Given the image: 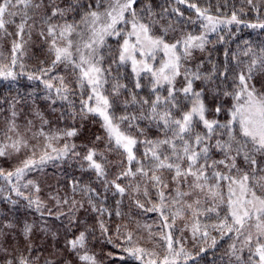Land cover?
<instances>
[{"label":"snow or ice","instance_id":"1","mask_svg":"<svg viewBox=\"0 0 264 264\" xmlns=\"http://www.w3.org/2000/svg\"><path fill=\"white\" fill-rule=\"evenodd\" d=\"M176 2L187 3L188 7L195 9L202 29L200 33L181 31L179 37L169 41L166 38L169 31L175 32L177 29L169 24L157 34L153 30L159 23L153 19L155 13L149 5L140 8L138 0H70L63 7L59 0H0V32L10 35L7 25L15 23L13 18L17 16L20 20L16 24V35L21 39L26 29L30 36L31 30L41 25L39 35L49 43L48 52L53 57L50 65L40 69L41 75L49 77L42 82L46 89L54 90L60 99L69 100L74 92L71 83L66 81L64 75L53 76L50 73L60 65L70 70L75 88L80 92L81 113L98 115L103 121L108 143L113 146L109 150H122V154L126 155L129 167L117 179L124 176L134 178L140 174L151 180L154 187L167 188L168 185L162 179L163 170L174 172L172 179L179 184L182 178L188 191L177 188V199L173 202L195 194L197 198L186 203V207L193 210L194 215L202 214L194 206L201 204L199 195L203 194L213 201L212 207L204 211L217 212L219 217L217 210L226 208L227 214L219 219L218 224L212 225L213 229L221 232V236L232 233L235 241H239V247L236 242L230 246L237 264H264V166L257 159L258 156L264 157V92L258 91L251 83L255 73H264V48L260 49L259 55L253 53L243 69L239 68L238 63L235 73L230 70L227 59L223 69L213 64L210 72L201 71L203 65L187 67L194 53L203 52L210 43L209 34L217 32L222 24H239L241 21L236 13L230 19H220L210 14L207 8L201 9L189 0ZM248 3L252 5L253 0H248ZM173 11L183 16L179 9ZM70 14L75 15L69 19ZM248 26L264 29V23ZM109 38L118 41L114 55L108 44ZM219 39L223 41L224 38L221 36ZM22 48L21 42L13 43V67L17 64V53L23 55ZM252 52L249 47L243 55L248 56ZM106 55L113 56L107 66L104 63ZM113 64L117 70L130 66L135 91L122 82L119 71L113 75ZM20 67L23 68V65ZM15 75L8 65H0V77L15 78ZM28 78L41 79V76L28 74ZM178 78H182L180 86H177ZM142 79L148 80L147 97L139 92L144 87ZM230 79L233 82L232 90L224 86ZM198 81L202 82L199 89L196 88ZM209 82L217 84L219 89V94L214 97L219 103L214 109L208 108L205 103ZM125 91L128 98L120 101L124 113L117 116L113 110L114 103ZM212 91L216 92L217 89ZM222 97H231V105L227 106ZM209 112H214L215 117L223 114L227 119H209ZM139 122H147L149 128L155 126L160 137L140 140L139 136L145 135V128ZM133 129L135 131H130ZM10 130L14 131L15 127ZM64 135L72 137L76 131H67ZM18 143L11 146L19 150ZM138 143L145 145L144 156L149 162L147 166L138 161L134 152ZM46 148L56 155L45 151L39 160H25L23 167H18L15 172L5 175L0 170V176L9 182L15 176L19 182L37 164L67 156L71 150L68 144L58 150L48 143ZM71 148H75V145ZM213 148L222 154V158L212 159L210 151ZM3 155L5 149L0 148V156ZM96 156L97 151L89 149L84 160L97 176L106 177L105 166L95 159ZM133 161L139 164L135 171L131 168ZM239 161L243 162V166ZM188 177H192L191 183H188ZM115 187L117 192L124 194V187L119 184H115ZM36 190L39 191L38 188ZM14 191L18 196H24L18 187H14ZM144 194L147 196V191ZM24 198L28 199L26 196ZM159 202L160 207L165 206L163 191H159ZM29 203L35 204L37 210L41 207L39 200H29ZM93 210H97L95 205ZM152 210L159 209L154 205L149 209ZM179 214L177 211L176 215ZM161 215L164 216L162 211ZM164 219L167 220V217L164 216ZM30 230L25 227V233ZM192 231L195 238L200 231L199 221ZM202 236L206 243L209 233L205 230ZM162 238L167 243L168 254L160 259V264H177L182 254L185 260L192 258L191 253H186L182 247L179 250L173 248L171 234ZM85 239V234L81 232L78 238L68 243L75 251L84 248ZM211 242L214 246L216 238L212 237ZM126 251L138 259L141 257L137 254L144 253V249ZM245 251L246 257L243 255ZM80 260L85 264H95L94 258L86 253L80 255ZM7 264H13V261L9 260ZM18 264L30 262L21 256ZM149 264H156V260H150Z\"/></svg>","mask_w":264,"mask_h":264},{"label":"trees","instance_id":"2","mask_svg":"<svg viewBox=\"0 0 264 264\" xmlns=\"http://www.w3.org/2000/svg\"><path fill=\"white\" fill-rule=\"evenodd\" d=\"M69 2L70 0H59L61 7ZM189 2L195 3L201 9L207 8L210 14L219 18H231L232 14L236 13L241 23H233L213 33L205 50L196 51L191 62H187V67L203 65L201 71L210 72L213 64L223 69L227 59L230 70L235 73L238 71L236 67L238 63L239 68L243 69L253 53L259 55L260 49L264 48V29L248 26L264 23V0H253L252 5H249L248 0H189ZM138 5L140 8L149 5L155 13L153 19L159 23L153 30L157 34L169 24L177 29L175 32L169 31L166 37L169 41L173 37H179L181 31L197 34L202 31L195 9L188 7L187 3L179 4L176 0H138ZM173 9H179L183 16L178 15ZM73 15L75 14H70L68 18L71 19ZM13 19L15 23L7 25V31L11 34L5 35L0 32V65H8L16 74L15 78H0V139L3 140V137H5L3 141L11 139L12 143L16 139V134H21L28 140L26 147L19 152L24 155H18L17 158L16 163L21 167L23 162L30 158L39 160L45 151L50 155H56L46 147L41 152L42 147L48 143L56 149H62L68 144L71 150L67 156L37 164L39 168L37 171L31 170L30 177H34L39 183L36 187L39 191L36 190L35 194L32 193V186L24 189V196L15 195L14 189L12 190L15 185L14 176L10 178L11 182L0 176V264H7L9 260L13 261V264H18L21 256L26 257L30 264H85L80 260V255L85 253L94 258L95 264H149L150 260H156V264H160V259L168 254L167 243L162 238L168 234L172 236L174 249L179 250L182 247L186 253H191L192 258L187 260L182 254L177 264H237L230 246L236 242L239 247V241H235L234 234L226 233L221 236V232L212 227L227 214L226 208L221 207L217 210L219 217L217 212L204 211L212 207L213 201L203 194L199 195L201 204L194 206L198 207L202 214L194 215L193 210L186 207V203H191L197 198L195 194L179 198V202L174 203L173 201L177 199L176 189L188 191V188L182 178L179 184L172 179L174 176L172 171L163 170L162 173L167 188L154 187L151 180L140 174L134 178L124 176L117 179V176L129 167L126 155L122 154V150H109L113 146L108 143L107 133L102 127L103 121L98 115L81 113L80 92L75 88L70 70L60 65L50 73L53 76L64 75L66 81L71 83L74 92L69 100H62L54 90L49 91L45 88L42 81L49 77L41 75L40 69L50 65L53 57L48 52L49 43L39 35L41 25L33 28L30 36L29 30L26 29L21 39L16 35V24L19 23L20 17ZM193 20L197 22L192 23ZM221 36L224 38L223 41L219 39ZM14 42L23 44L21 50L23 55L17 53V64L13 67L11 57ZM108 44L112 47L114 55L118 41L109 38ZM249 47L253 52L248 56L243 55ZM225 52L228 53L227 58ZM112 58V55H106L105 66ZM21 64L23 68L20 67ZM112 67L113 75L119 71L122 82L135 91L130 66L119 70L114 64ZM28 74L41 76V79L30 80ZM181 80L182 78H178L177 86H180ZM141 83L144 87L139 92L147 97L148 80L142 79ZM232 83L230 79L224 86L232 90ZM251 83L258 91L264 92V73H255ZM201 86L202 82L198 81L196 88L199 89ZM207 87L209 91L205 93V103L208 108L214 109L219 103L214 99L219 94V89L217 84L212 82H209ZM212 89L217 91L213 92ZM86 96L87 93L85 98ZM127 98L128 94L125 91L114 103L113 110L117 116L124 113L120 101ZM222 98L227 106L231 105V97ZM208 118H218L221 121L227 119L223 114L215 117L214 112H209ZM139 123L145 128V135L139 136L140 140L145 138L155 140L160 137L161 134L155 126L149 128L147 122ZM13 126L14 131L10 130ZM28 126L38 134V137L43 136L51 141L37 140L27 129ZM71 130L76 131L75 136L64 135ZM97 136L100 137L99 140L96 139ZM72 145H75V148H71ZM89 149L97 151L95 159L104 164L106 177L97 176L84 160ZM134 152L138 161L147 166L149 162L144 156L145 145L138 143ZM210 156L214 160L222 158V154L214 148L210 151ZM15 158L16 156L14 160ZM257 159L261 166H264V157L258 156ZM14 160H2L0 168L15 172L17 168L12 165ZM239 163L243 166L242 161ZM137 167L139 164L133 161L131 164L133 171ZM191 181L192 177H188V183ZM115 184L125 188L123 195L117 192ZM3 187H8L10 199H7ZM145 191L148 193L147 196L144 194ZM159 191H163L165 195L163 207H160ZM25 196L28 199H25ZM35 197L41 204L39 210L35 204L29 203V200H35ZM65 200L68 202L65 203ZM93 205L97 210H93ZM154 205L159 210L149 211ZM161 211L167 220L161 215ZM177 211L179 215H176ZM197 221L200 224V231L194 238L192 229ZM166 224L169 227H165ZM26 226L31 229L28 233H25ZM205 230L209 233L206 243L202 236ZM81 232L86 237L85 246L73 251L68 242L78 238ZM212 237L217 240L214 246L211 242ZM126 249H144V253L137 254L141 257L138 259ZM243 255L246 257L247 251Z\"/></svg>","mask_w":264,"mask_h":264},{"label":"rangeland","instance_id":"3","mask_svg":"<svg viewBox=\"0 0 264 264\" xmlns=\"http://www.w3.org/2000/svg\"><path fill=\"white\" fill-rule=\"evenodd\" d=\"M220 19H230V18H220ZM231 25H232V24H231ZM227 26H230V25H223V24H222V25L220 26V28L227 27ZM220 28H219V29H220ZM212 34H213V33L209 34L208 39L210 38V36H211ZM189 62H191V61H189ZM0 78H3V77H0ZM32 123H34V122H32ZM27 129L32 133V135H33L37 140H39V141H41V140H42V141H51V140L46 139V138L43 137V136L38 137V134L35 133V131H34L30 126H28ZM10 136H11V134H10ZM15 137H16V139H15L12 143H10L11 139H7V140L3 141L5 137H3V140L0 139V148H4V149H5V155L0 156V165H1V161H2V160L8 159V160H12V161H13V160H14V157L16 156V158H15V160H14V162H13L12 165L14 166V168L21 167L20 164H17V163H16V162H17V158H18V155H24L23 153H19V152L22 151L24 147H26V143L28 142V140L25 139L21 134H16ZM35 138H34V139H35ZM34 139H31V140H34ZM16 142H19L18 145H17V147H18L19 150H17L16 148H13V147L11 146L12 144H14V143H16ZM5 146H7V147H5ZM44 147H46V145H44V146L42 147L41 152L43 151ZM58 150H59V149H58ZM38 169H39V168H38V166L36 165V166H35L34 168H32L31 170H36V171H37ZM0 170H2L4 173L8 172V171H6L5 169H2V168H0ZM31 170L27 171L26 174L23 176V178L19 180V182H17L16 177L14 176L15 185L13 186V188L11 187L12 190L14 189V187H18L19 190H20V192H22V193L25 195V193H24V189H27V188L33 186L32 193H34V194L36 193V187L39 186V183H37V181H36V179H35L34 177H30V172H31ZM29 181H32V183L29 184V183H28ZM26 184H27L28 186H27V187H24V185H26ZM21 187H23V188H21ZM2 189H3L4 193H6L7 199H10V198H11V194H9V192H8V187H7V188H6V187H3ZM14 194L17 195L15 191H14ZM14 197H18V196H14ZM18 198H20V197H18ZM35 200H38V198L35 197Z\"/></svg>","mask_w":264,"mask_h":264}]
</instances>
